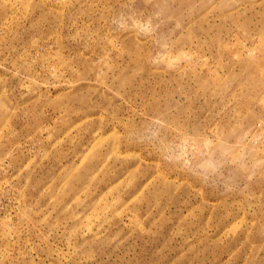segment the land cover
I'll use <instances>...</instances> for the list:
<instances>
[{
    "label": "rangeland",
    "instance_id": "374dc122",
    "mask_svg": "<svg viewBox=\"0 0 264 264\" xmlns=\"http://www.w3.org/2000/svg\"><path fill=\"white\" fill-rule=\"evenodd\" d=\"M0 264H264V0H0Z\"/></svg>",
    "mask_w": 264,
    "mask_h": 264
}]
</instances>
